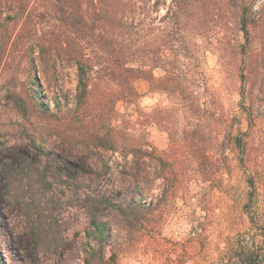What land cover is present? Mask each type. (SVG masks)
Returning <instances> with one entry per match:
<instances>
[{"label":"rangeland","instance_id":"obj_1","mask_svg":"<svg viewBox=\"0 0 264 264\" xmlns=\"http://www.w3.org/2000/svg\"><path fill=\"white\" fill-rule=\"evenodd\" d=\"M7 11L0 9V14L5 17ZM199 43L194 64L202 83L195 95L208 99L215 121L209 128L200 121L199 128L196 122L187 129L181 117L170 130L157 124L144 128L156 156L145 160L136 178L126 174L132 157L96 149L91 132L79 127L80 114L71 113L77 89L72 63L31 64L17 57L0 64L4 264H85L87 252L89 264H241L246 252L264 264V185L258 184L252 197L242 148H222L227 116L233 124L227 134L249 136L243 138L249 142L247 158L264 183V109H257L259 120L251 127L241 111L236 73L225 71L219 51L205 39ZM136 87L143 114L173 108L175 100L151 91L148 81L139 80ZM123 106H117L120 113ZM177 119L173 111L172 120ZM171 135L178 141L174 149ZM193 137L204 156L192 154ZM58 156L70 157L77 168L56 170L50 163ZM112 190L122 203L115 206L151 204L152 216L138 213L143 219L131 228L119 209L100 205L99 198ZM97 208L114 236L105 251L95 247L89 252L99 238L90 229Z\"/></svg>","mask_w":264,"mask_h":264},{"label":"trees","instance_id":"obj_2","mask_svg":"<svg viewBox=\"0 0 264 264\" xmlns=\"http://www.w3.org/2000/svg\"><path fill=\"white\" fill-rule=\"evenodd\" d=\"M4 8L8 13L0 14V64L17 57L31 64L72 63L77 89L71 113L80 114L79 127L91 132L96 149L132 157V165L126 167L129 176L138 177L145 160L156 156L144 128L157 124L170 130L181 117L187 120V129L196 122L199 128L200 121L209 128L215 121L207 110L208 99L201 101L195 95L202 79L194 63L204 39L219 51L225 71L236 73L241 111L251 127L259 120L257 109H264V0H0V9ZM156 70L163 75L155 76ZM139 80L148 81L151 91L173 98V108L159 115L143 114L136 87ZM121 102L123 113L117 108ZM173 111L177 121L172 120ZM228 122L224 117L222 148H242L241 163L254 197L258 184L264 183L247 158L249 142L243 138L249 136H233V124ZM171 138L174 149L178 141ZM195 140L192 154L198 155L202 152ZM51 162L58 171L77 168L70 157L58 156ZM99 203L112 211L119 209L131 228L153 212L151 204L145 207L134 201L125 209L115 206L122 205L115 190L102 195ZM141 212L143 218L138 217ZM90 229L99 238L89 252L95 247L105 251L114 234L110 223L101 218L100 208L92 216ZM86 256L85 264H89L88 252ZM240 263L262 262L246 252ZM0 264H4L1 255Z\"/></svg>","mask_w":264,"mask_h":264}]
</instances>
